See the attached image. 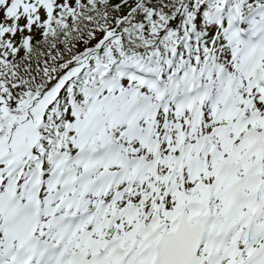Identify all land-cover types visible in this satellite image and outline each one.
I'll use <instances>...</instances> for the list:
<instances>
[{"label":"snow or ice","instance_id":"1","mask_svg":"<svg viewBox=\"0 0 264 264\" xmlns=\"http://www.w3.org/2000/svg\"><path fill=\"white\" fill-rule=\"evenodd\" d=\"M0 264H264V0H0Z\"/></svg>","mask_w":264,"mask_h":264}]
</instances>
